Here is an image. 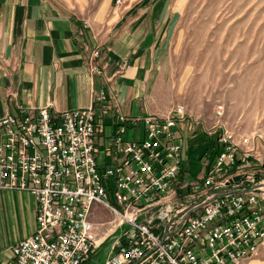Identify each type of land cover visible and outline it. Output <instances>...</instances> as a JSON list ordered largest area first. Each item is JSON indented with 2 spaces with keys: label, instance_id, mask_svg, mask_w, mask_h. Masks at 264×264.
I'll list each match as a JSON object with an SVG mask.
<instances>
[{
  "label": "built area",
  "instance_id": "obj_1",
  "mask_svg": "<svg viewBox=\"0 0 264 264\" xmlns=\"http://www.w3.org/2000/svg\"><path fill=\"white\" fill-rule=\"evenodd\" d=\"M92 49L88 70L102 74L99 47ZM185 113L178 105L164 116H127L117 95L102 88L86 107L22 108L0 117V189L36 201L33 232L0 253V264H84L110 236L100 264H241L254 256L264 241L261 135L240 142L229 129L208 131L218 151L203 153L201 172L192 176L183 160ZM108 117L115 128L103 163L97 139ZM135 129L138 137L125 136ZM228 164H236L234 173H226ZM98 208L113 217L103 234L92 219ZM233 212L241 220L226 222ZM214 218H223L220 228H210ZM199 229H207L203 239H196ZM185 240L193 248L175 257Z\"/></svg>",
  "mask_w": 264,
  "mask_h": 264
},
{
  "label": "crops",
  "instance_id": "obj_2",
  "mask_svg": "<svg viewBox=\"0 0 264 264\" xmlns=\"http://www.w3.org/2000/svg\"><path fill=\"white\" fill-rule=\"evenodd\" d=\"M65 1L0 0V117L18 116L22 108L46 106L59 113L86 107L92 90L102 88L118 96L127 116L156 113L151 99H157L165 76L167 37L183 2L121 0L106 19L103 3L112 0H82L86 10L100 3L94 14L73 11ZM88 45L102 47V74L88 70ZM164 112L158 114H169ZM114 128L112 117L106 118L97 139L100 162L110 157L103 149ZM128 132L132 138L141 133L135 129L125 136ZM35 210L32 194L0 189L1 255L33 232ZM251 258L248 264H264Z\"/></svg>",
  "mask_w": 264,
  "mask_h": 264
},
{
  "label": "rangeland",
  "instance_id": "obj_3",
  "mask_svg": "<svg viewBox=\"0 0 264 264\" xmlns=\"http://www.w3.org/2000/svg\"><path fill=\"white\" fill-rule=\"evenodd\" d=\"M68 1L70 9L78 13L94 14L100 6L88 5L86 10L82 0ZM180 1V18L167 37L165 76L158 85L157 99L152 98L151 102L154 114L170 113L178 105L185 110L181 122L183 159L189 173L195 176L201 172L203 153L207 151L208 157H214L218 151L216 133L208 131L229 129L240 142L253 133L260 134L256 145L264 151V0ZM116 4H121V0L103 3L106 19ZM84 23L89 29L88 22ZM93 47L88 45L87 56ZM99 54V60L104 61L102 49ZM188 126L192 127L189 132ZM126 137L131 138V132ZM249 162L255 160L251 158ZM112 218L102 208L96 209L92 217L100 234L109 227L103 222ZM114 240L108 237L84 264L102 263ZM263 246L264 241L254 255L262 261Z\"/></svg>",
  "mask_w": 264,
  "mask_h": 264
},
{
  "label": "bare ground",
  "instance_id": "obj_4",
  "mask_svg": "<svg viewBox=\"0 0 264 264\" xmlns=\"http://www.w3.org/2000/svg\"><path fill=\"white\" fill-rule=\"evenodd\" d=\"M184 148V147H183ZM184 150V149H183ZM234 168V170H232ZM236 170V164L226 165V173H231ZM241 220V212H233L231 215H226V222H236ZM223 225V218H214L210 220V228H220ZM207 236V229H199L196 232V239H203ZM193 248V240H185L180 244L179 248L175 250V257H185L188 249ZM163 264H173V261H165Z\"/></svg>",
  "mask_w": 264,
  "mask_h": 264
},
{
  "label": "water",
  "instance_id": "obj_5",
  "mask_svg": "<svg viewBox=\"0 0 264 264\" xmlns=\"http://www.w3.org/2000/svg\"><path fill=\"white\" fill-rule=\"evenodd\" d=\"M239 178V176H234L233 180H237Z\"/></svg>",
  "mask_w": 264,
  "mask_h": 264
}]
</instances>
